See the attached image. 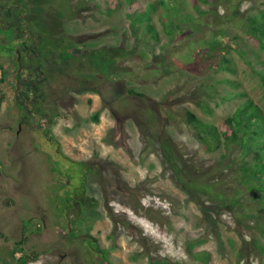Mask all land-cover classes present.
Listing matches in <instances>:
<instances>
[{
    "label": "rangeland",
    "instance_id": "rangeland-1",
    "mask_svg": "<svg viewBox=\"0 0 264 264\" xmlns=\"http://www.w3.org/2000/svg\"><path fill=\"white\" fill-rule=\"evenodd\" d=\"M10 1L45 81L25 117L27 48L0 26V264H264L237 148L208 152L183 121L220 125L232 92L264 110V48L245 34L264 0ZM148 3L155 37L126 15Z\"/></svg>",
    "mask_w": 264,
    "mask_h": 264
},
{
    "label": "trees",
    "instance_id": "trees-1",
    "mask_svg": "<svg viewBox=\"0 0 264 264\" xmlns=\"http://www.w3.org/2000/svg\"><path fill=\"white\" fill-rule=\"evenodd\" d=\"M200 1L209 2L208 0ZM171 2L173 3L175 0H157L158 5L162 7L170 6ZM154 8L153 3H148L146 8L143 11H138L134 17L128 13L126 15L132 20V23L147 22L146 28L155 37V27L151 21V17L148 15V12ZM200 13L202 14L201 11ZM257 14L247 18L245 34L251 40L254 39L261 48H264V15L260 14L257 16ZM165 28L170 35L179 31V25L174 23L172 25L166 23ZM66 50L67 47H63V51L67 52ZM69 55L72 54L70 53ZM223 67L221 66V68ZM159 68L160 70L168 69L163 62ZM2 73L3 76L0 80L4 77V72L2 71ZM257 75L264 86V71L257 72ZM223 81L229 82L227 79ZM134 94L137 93L134 92ZM138 95L142 96L139 93ZM235 96L241 97L240 101L222 120L220 125L201 119L189 109H186L183 121L191 130L193 139L202 145L206 151L215 152L219 149L228 150L231 147L237 148L241 162L236 168V173L243 182V185L249 191L255 192L252 198L256 204L255 212L258 215L259 230H261V236H264V110L244 93L232 92L225 100H231ZM93 119L96 120L97 116H93ZM205 188L209 190L211 187L205 184ZM256 246L264 259V245L257 244ZM23 257L22 253L21 260Z\"/></svg>",
    "mask_w": 264,
    "mask_h": 264
},
{
    "label": "flooded vegetation",
    "instance_id": "flooded-vegetation-1",
    "mask_svg": "<svg viewBox=\"0 0 264 264\" xmlns=\"http://www.w3.org/2000/svg\"><path fill=\"white\" fill-rule=\"evenodd\" d=\"M23 14L24 12L19 11L16 7V4L13 3V1L0 0V26L1 28L11 30L15 36L14 37L15 40L17 41L16 45H20L22 49H25V47L27 48V52H24V56H25L24 63H21L19 60L16 62V64L17 63L18 64L16 68V75H15L16 84H17L16 92L19 94H22L23 92L27 93L28 91L26 96L30 95V97L28 98L29 99L28 101H29V105L31 109L30 107H27L24 103L22 104V107L24 106L25 111H26L24 116L27 117L32 112H35L34 114H38L39 108H36V107L41 97L40 96L41 94H39L40 90H38L39 89L38 84L43 83V81L45 80H43V76L41 75L42 72L41 70H39L38 65H36V59H37L36 57L38 53L37 50L38 51L40 50L38 49V45L33 43L35 42V40H33V42H31L32 45L30 44L31 47H29L27 43L29 42V40L27 41L26 37L23 36L25 34L22 35V33L24 32L23 29L22 28L17 29V26L20 24V17H22ZM17 33H19L22 36L20 37L19 35V38H17ZM41 39H42L41 41L43 42L44 38H41ZM44 44L49 45L50 42L46 41ZM17 53H19L20 55V51L18 49H17ZM34 116L35 115H33V117ZM91 241L93 240L91 239L90 242Z\"/></svg>",
    "mask_w": 264,
    "mask_h": 264
},
{
    "label": "built area",
    "instance_id": "built-area-1",
    "mask_svg": "<svg viewBox=\"0 0 264 264\" xmlns=\"http://www.w3.org/2000/svg\"><path fill=\"white\" fill-rule=\"evenodd\" d=\"M3 76V73H2V70L0 69V79L2 78Z\"/></svg>",
    "mask_w": 264,
    "mask_h": 264
},
{
    "label": "bare ground",
    "instance_id": "bare-ground-1",
    "mask_svg": "<svg viewBox=\"0 0 264 264\" xmlns=\"http://www.w3.org/2000/svg\"><path fill=\"white\" fill-rule=\"evenodd\" d=\"M23 1V0H22Z\"/></svg>",
    "mask_w": 264,
    "mask_h": 264
}]
</instances>
